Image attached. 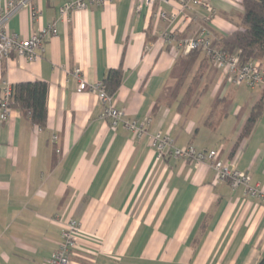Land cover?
Instances as JSON below:
<instances>
[{"label": "crops", "instance_id": "0c3cea01", "mask_svg": "<svg viewBox=\"0 0 264 264\" xmlns=\"http://www.w3.org/2000/svg\"><path fill=\"white\" fill-rule=\"evenodd\" d=\"M65 1L35 0L36 18L23 7L7 22L22 37L49 24L56 33L37 60L15 55L0 63V79L12 85L49 84L43 127L17 109L0 119V264H46L68 218L82 224L72 264H258L261 198L207 163L175 158L170 149L160 156L153 144L161 133L177 147L216 149L264 190V111L240 138L264 86L234 83L212 63L195 104L179 110L181 94L171 99L189 58L181 41L205 27L213 38L236 30L240 0H211V20L205 8L183 10L178 0H88L65 20ZM8 2L0 0V13ZM118 67L124 76L114 102L123 120L152 119L141 138L123 121L111 126L98 92L78 89L75 69L93 85Z\"/></svg>", "mask_w": 264, "mask_h": 264}, {"label": "built area", "instance_id": "2783aa9c", "mask_svg": "<svg viewBox=\"0 0 264 264\" xmlns=\"http://www.w3.org/2000/svg\"><path fill=\"white\" fill-rule=\"evenodd\" d=\"M98 4H105L112 0H91ZM149 5L156 2L168 3L170 0H143ZM183 10L192 6H201L205 8L209 15L207 20H211L216 14V9L211 0H178ZM88 0H66L60 7L61 19L71 20L72 14L76 10L86 9ZM29 7L33 11V17L36 18L40 10L35 5V0H9L6 10L0 13V63L10 59L12 56L23 57L29 61L40 58L46 50V41L55 33V24H49L41 30L32 33L29 37H22L16 32H10L7 29V22L19 9ZM140 8V6L138 7ZM159 15L168 19L167 12L161 10ZM213 37L207 27L190 38L181 41V47L186 53L192 50H201L210 56L214 65L220 67L224 74L234 83H244L245 85L256 88L264 85V63L260 60L252 59L245 64H240L237 54H228L217 50L213 47ZM75 75L78 77V89H91L98 92L101 101L105 105L104 115L111 119V126L117 128L120 121L124 122L125 127L137 138H141L151 124L152 119L123 120V111L115 106L114 95L109 94L104 82H98L88 85L82 71L75 69ZM14 97V85L5 79H0V119L6 120L11 115V102ZM57 139V135H54ZM153 144L156 146L159 155L162 156L166 149H170L171 154L178 159L193 161L197 164L207 163L211 168L216 170L220 179L228 180L232 187L239 185L245 186L247 193L251 196H259L264 203V190L251 185V177L242 172L230 160H223L216 149H198L193 145L177 147L170 135L155 133ZM59 152V149L57 150ZM60 219L57 214L54 217ZM82 231V224L75 218H68L65 221L62 231V241L59 247L54 250L46 264H72L71 256L78 246V240Z\"/></svg>", "mask_w": 264, "mask_h": 264}, {"label": "trees", "instance_id": "16d2710c", "mask_svg": "<svg viewBox=\"0 0 264 264\" xmlns=\"http://www.w3.org/2000/svg\"><path fill=\"white\" fill-rule=\"evenodd\" d=\"M240 3L243 8V16L238 28L227 35L214 37L212 45L215 49L225 53L237 54L240 64H245L252 59L260 60L264 63V0H240ZM208 61L213 63L210 56L201 50L189 52L183 76L172 94V100L177 99L178 95L180 96L181 94L178 99L179 110L197 102L198 85L207 71L208 65L206 63ZM197 62L198 67H196L195 73L190 76ZM123 76L124 70L122 67L108 71L104 84L109 94L114 95L116 93L122 84ZM188 80L189 83L187 85L186 82ZM185 84L187 87L183 91ZM48 91L49 84L46 81L19 82L14 85V97L11 107L29 117L33 123L43 127L48 118ZM263 111L264 90L263 97L253 106L240 138L251 134ZM258 264H264V255Z\"/></svg>", "mask_w": 264, "mask_h": 264}, {"label": "rangeland", "instance_id": "374dc122", "mask_svg": "<svg viewBox=\"0 0 264 264\" xmlns=\"http://www.w3.org/2000/svg\"><path fill=\"white\" fill-rule=\"evenodd\" d=\"M236 2H237V0H236ZM201 55H203V54H201ZM202 57V56H201ZM206 63V62H205ZM206 65H208L207 67V69H211L212 68V63L211 62H209L208 61V63H206ZM197 65H195L194 66V68H193V70H192V72H191V74H190V76H192L194 73H195V70H196V67ZM183 73H184V69H182V71H181V74L175 79L176 80V82H175V88H176V86L178 85V83H179V81H180V79L182 78V76H183ZM188 83H189V80L186 82V84L188 85ZM185 84V86H184V90L183 91H185V88L187 87V85ZM175 88H174V90H175ZM174 90H173V92H174ZM172 92V93H173ZM172 99V98H171Z\"/></svg>", "mask_w": 264, "mask_h": 264}]
</instances>
